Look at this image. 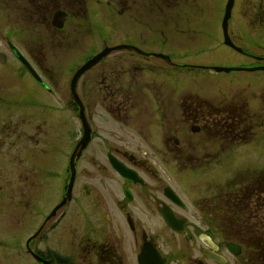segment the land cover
<instances>
[{"label": "flooded vegetation", "instance_id": "flooded-vegetation-1", "mask_svg": "<svg viewBox=\"0 0 264 264\" xmlns=\"http://www.w3.org/2000/svg\"><path fill=\"white\" fill-rule=\"evenodd\" d=\"M113 5V0L107 1V6ZM104 25L113 30L111 17L110 23H104L99 0H0V61H7L10 54L19 66L12 91V106L18 109L33 107L34 89L41 93H62L65 85L60 73L55 74L48 63L46 47L77 41L84 31L91 34L86 39L94 45L97 38L93 36L98 35ZM242 54L253 58L257 65L264 66V52L251 53L244 47ZM91 56L73 65L69 73L74 74ZM130 57L132 59H113L112 53L104 56L80 77L76 91L92 129L91 141L83 154L95 144L94 151L105 156L99 164V153L92 156L93 162L98 164L100 176L112 177L113 173L123 181L119 187L122 198L117 199L110 191L112 197L109 199L127 220L133 219L134 225H129V228L134 234L138 254L148 240L160 250L167 264H264V171L258 176L252 170L241 168L227 180L224 168L218 169L215 165L225 162L230 143L237 142L238 147H242L243 140L250 135L255 141L258 126L256 109L251 106L250 110L241 103H215L207 99L198 101L192 94H187L179 102L176 78L170 80L171 85L167 89L165 86L152 89L146 74L151 76L153 69L163 71L161 64L144 63L153 56L136 53ZM156 59L163 63L164 72H168L169 67L170 72L177 71L179 64L174 56L169 61ZM18 72H21L20 75ZM68 90L69 99L59 108L65 105L72 107L80 118L82 107L72 95L71 81ZM25 94L26 99H21ZM145 97L149 99V108L157 107L159 114L148 125H142V99ZM47 105V109L58 108V105ZM43 120L35 124L36 128L34 125L29 127L35 131L27 135L29 144L35 141L37 145L42 142L47 146L50 126ZM16 134V146H19L18 128ZM83 134L80 118L72 139L74 148ZM30 149L32 152L35 150L34 147ZM83 154L75 163L72 199L46 221L66 194L72 175L70 160L65 166L64 155L59 156L56 166L59 165L60 169V164L64 163L63 183L58 186L59 198L53 208L48 211L44 209L42 221L33 230L34 234L42 228L31 243L38 239L42 241L31 246L32 252L49 264H72L71 257L61 255L43 241L49 238V232L61 224L66 206L77 201L76 184L82 173ZM112 158L136 171L138 180L121 175L114 167ZM31 164L38 168L34 159H31ZM216 170L219 174L217 178L211 175ZM40 172L38 174L37 169L33 170L32 186L37 176L42 179L43 188L48 190L49 202L51 179H60L61 175L59 171L51 172L49 164ZM93 191L96 200H99L100 191ZM138 212L142 213L143 222H164L175 237L176 245L168 251L162 248L155 236L138 226ZM166 213L179 221L177 227L183 232L173 230L166 223ZM204 236L211 240L210 244L203 240ZM94 247L100 264H126L125 256L113 246L103 243L100 246L94 244ZM33 253L30 255L35 261L43 264Z\"/></svg>", "mask_w": 264, "mask_h": 264}, {"label": "rangeland", "instance_id": "rangeland-1", "mask_svg": "<svg viewBox=\"0 0 264 264\" xmlns=\"http://www.w3.org/2000/svg\"><path fill=\"white\" fill-rule=\"evenodd\" d=\"M107 1L99 0L100 11L105 24L112 18L113 30L106 25L99 29L98 35L93 36L97 38L96 44L86 39L91 34L84 31L77 41L46 47L48 63L55 74L60 73L65 85L62 93H41L34 89L33 107H13L12 91L19 66L10 54L7 61H0V264H38L29 254L26 242L35 225L42 221L44 209L53 208L59 198L64 163L60 164V169L56 165L61 154L65 166L68 165L74 149V131L80 123L78 112L72 107L59 108L70 96L68 86L72 75L69 69L105 45L128 43L148 52L172 54L179 64L176 72H170L169 66L166 67H169L168 72H164L163 63L155 57L144 63L162 66L163 71L152 68V75L146 74L152 89L156 86L167 89L170 80L176 78L179 102L192 94L198 101L207 99L215 103H241L248 109L254 107L258 115L255 141L250 135L243 140L242 147H238L237 142L230 143L225 162L215 165L218 169L224 168L227 180L241 168L252 170L258 176L264 171V71L217 72L211 68H197V65L244 66L254 61L224 44L222 18L227 0H113V8L107 6ZM230 32L234 41L249 52H264V0H236ZM134 54L130 50L112 52L113 59H132L130 56ZM21 99H26V94ZM41 101L45 103L40 104ZM148 101V97L142 99V125L159 117L158 108L150 109ZM47 103L58 105V108L47 109ZM41 119L50 126L47 146L42 142L37 145L35 141L29 144L27 135L33 132L29 127L36 128L35 124ZM101 124L105 127L104 122ZM17 128L19 146H16ZM42 146L44 149L39 150ZM32 147L35 148L33 152ZM94 148L95 144L81 160L82 173L75 192L77 201L66 206L61 224L49 232V238L43 242L61 255L71 257L72 264H100L94 244L103 243L122 253L126 264H138V246L126 216L109 199L110 191L117 199L122 198L119 187L123 181L113 173L112 177L100 176L98 164L105 156ZM95 153H99L98 164L93 162ZM31 159L38 163V168L31 166ZM48 164L51 172L59 171L61 175L60 179H51L49 202L42 179L37 176L32 186L33 170L37 169L39 174ZM217 171L211 174L215 178L219 176ZM64 175L68 179L67 173ZM93 189L96 193L100 191L101 200H96ZM136 218L138 226L155 236L162 248L168 251L176 245L175 237L164 222H143L141 212ZM39 240H34L31 246Z\"/></svg>", "mask_w": 264, "mask_h": 264}, {"label": "water", "instance_id": "water-1", "mask_svg": "<svg viewBox=\"0 0 264 264\" xmlns=\"http://www.w3.org/2000/svg\"><path fill=\"white\" fill-rule=\"evenodd\" d=\"M234 2H235V0H229L228 1L225 16L223 19L225 43L234 47L238 51H242V49L240 47L235 45V43L232 41L230 34H229V19H230L231 14H232V8L234 6ZM117 49H129V50H134V51H137L139 53L146 54V55H155L158 57H163L165 59H170V57L166 54L155 53V52H153V53L145 52L142 49L138 48L137 46L131 45V44H121V45H117L114 47H106L103 51H101L100 53H98L97 55H95L94 57L89 59L81 68H79L73 77L72 92H73L75 99L78 100L80 103H81V101H80L78 94H77V91H76V85H77V82H78L80 76L86 70L90 69L93 65H95L97 62H99L105 55H107L111 51L117 50ZM259 68H264V67H259ZM213 69L216 71L230 72V71H240V70H244V69L245 70H256L257 68H255V67L254 68H243V67L214 66ZM81 107H82L81 108V117H82L84 127H85L84 137L80 141L78 146L76 147V149H75V151L71 157L72 178H71L69 189L67 192V197H65L64 200L55 208L52 215H54L56 213V211L58 210V208H60L62 205H64L68 201V199H70L72 197L71 194H72V189H73V184H74V179H75V173H76L75 159H76V157H79L81 155L82 150L88 145V143L91 139V128H90L89 122L87 120L85 110H84V106L82 103H81ZM112 162H113L114 166L117 168V170L122 175L129 177V178H134L135 180H137V174L135 171L126 167L124 164L120 163L116 159L112 158ZM127 195L130 198L129 192H127ZM165 217H166L167 223L172 228H174L175 230H180L179 227H177L179 224V221L176 218H174V216H172L169 213H166ZM129 220H130L129 222L131 223V225H133L132 219H129ZM204 240L210 244V242L206 238H204ZM36 257L39 260L44 261L41 257H39V256H36ZM138 260H139V264H166L165 258H163V256L159 252V250L151 242H145L144 243L142 252L140 253V255L138 257ZM44 263L49 264V262H47V261H44Z\"/></svg>", "mask_w": 264, "mask_h": 264}]
</instances>
